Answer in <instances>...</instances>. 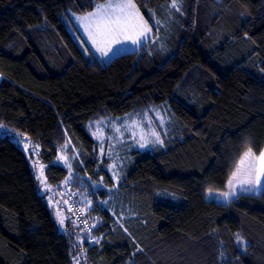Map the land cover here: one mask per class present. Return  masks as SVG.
Wrapping results in <instances>:
<instances>
[{
    "label": "trees",
    "instance_id": "16d2710c",
    "mask_svg": "<svg viewBox=\"0 0 264 264\" xmlns=\"http://www.w3.org/2000/svg\"><path fill=\"white\" fill-rule=\"evenodd\" d=\"M105 1L0 0V264H264V187L207 199L264 151V0H134L155 34L103 64L72 14ZM157 106L163 146L128 150L115 184L90 124ZM39 165L58 189L103 184L91 230L58 224Z\"/></svg>",
    "mask_w": 264,
    "mask_h": 264
},
{
    "label": "rangeland",
    "instance_id": "374dc122",
    "mask_svg": "<svg viewBox=\"0 0 264 264\" xmlns=\"http://www.w3.org/2000/svg\"><path fill=\"white\" fill-rule=\"evenodd\" d=\"M108 2L109 0L99 3L98 5H103ZM113 2H115V0H113ZM175 2L177 6V0H175ZM95 10L96 8L91 12H94ZM87 14L88 13L72 14L73 22L79 29V34L76 35L75 33L74 36L76 37L79 45L83 48L85 53L90 57V59H97L103 64L110 63L115 57L119 55L139 50L141 46L151 40L155 34L153 30H151V32L148 34L150 38L144 41L142 45L139 43L133 44L131 43V41H124L121 44L113 45V51L110 52L107 56H104L100 51H97L96 47H94L91 41L89 40L88 34L85 31L84 23L80 19L81 17H84ZM121 40H123V37H121ZM1 79L2 76L0 74V82ZM167 121L168 114L165 111V108L163 106H157L149 110L138 112L137 114L126 115V117L124 118L113 120H97L90 124L89 131L91 132L94 139L97 141L101 159H103V161L107 160L109 162L107 170L109 171L112 180L115 182V184H119L120 181H122L124 178V166L128 158L125 155L128 150L136 149L140 151H146L152 150L155 147L163 146L164 137L166 134ZM10 132L12 131L8 127L3 124H0L1 135H12L10 134ZM153 132H155L159 137V143L156 142V136L152 135ZM141 136L144 137V140H141ZM13 139L14 141H19L18 138L15 136L13 137ZM140 143H145V146L143 148L140 147ZM61 156H63L65 159L60 160L58 158L55 163L63 164L70 170L72 163L69 155L67 154V147L60 152L59 157ZM42 173L45 183H41V180L39 179L41 192L43 195L47 196V202L60 226H64L65 220H67L68 210L66 207V203L68 197L67 190L69 188H72V190H78V192L80 193V202L87 213L94 207L96 196L99 197V195L97 194L98 189L103 188L102 183H89L90 188H88V191L86 192L82 190L81 192V190L75 189L71 185V181H73V176L70 175L66 183L62 187H60V189H58L57 187L52 186L48 183L45 174V166H43ZM36 174L37 177H40V165L37 166ZM263 186L264 178H262V186L259 188H254L251 192L242 193L239 190V186H237L235 196H224L223 194L225 192L230 193L232 191V189L229 188V185H227V189L225 191H208L207 199L210 201L226 204L232 201L233 199L237 198L241 194H259ZM97 200L103 203L106 208L112 210V203H110L112 202V197L107 202L104 200L101 201L100 199ZM61 218L64 219L63 224L60 223ZM118 220H120V218H118ZM74 223L78 225L76 222ZM95 224L96 222L93 223L94 226Z\"/></svg>",
    "mask_w": 264,
    "mask_h": 264
},
{
    "label": "snow or ice",
    "instance_id": "6c2138e0",
    "mask_svg": "<svg viewBox=\"0 0 264 264\" xmlns=\"http://www.w3.org/2000/svg\"><path fill=\"white\" fill-rule=\"evenodd\" d=\"M172 7H176L175 0H173ZM80 19L84 23L89 40L104 56L113 51V45L121 44L124 41L142 45L150 38L148 34L152 30L134 0H115V2L109 0L106 4L97 5L94 12L88 13ZM152 135L156 136V142L159 143L157 134L153 132ZM141 140H144L143 136H141ZM144 146L145 143H140V147ZM59 159L65 158L61 156ZM40 168L41 175L38 179L41 180V183H45L42 173L43 165H40ZM262 178H264V152H260L257 156L249 149L240 158L228 181L232 191L225 192L223 195L235 196L237 186L242 193L251 192L254 188L262 186ZM60 223H64L63 218L60 219Z\"/></svg>",
    "mask_w": 264,
    "mask_h": 264
},
{
    "label": "built area",
    "instance_id": "2783aa9c",
    "mask_svg": "<svg viewBox=\"0 0 264 264\" xmlns=\"http://www.w3.org/2000/svg\"><path fill=\"white\" fill-rule=\"evenodd\" d=\"M67 195V210L78 220L80 225H82L86 230H91L92 226L90 225V220L85 216L84 209L80 204V193L69 188L67 190Z\"/></svg>",
    "mask_w": 264,
    "mask_h": 264
},
{
    "label": "crops",
    "instance_id": "0c3cea01",
    "mask_svg": "<svg viewBox=\"0 0 264 264\" xmlns=\"http://www.w3.org/2000/svg\"><path fill=\"white\" fill-rule=\"evenodd\" d=\"M1 80H2V79H1ZM263 187H264V186H263ZM263 187H262V188H263ZM261 190H262V189H261Z\"/></svg>",
    "mask_w": 264,
    "mask_h": 264
}]
</instances>
